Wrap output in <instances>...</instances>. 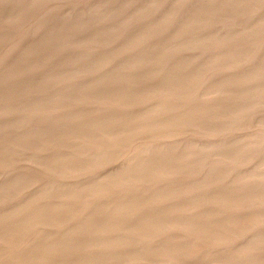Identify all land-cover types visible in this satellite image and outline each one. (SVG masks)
Returning <instances> with one entry per match:
<instances>
[{
    "label": "rangeland",
    "instance_id": "374dc122",
    "mask_svg": "<svg viewBox=\"0 0 264 264\" xmlns=\"http://www.w3.org/2000/svg\"><path fill=\"white\" fill-rule=\"evenodd\" d=\"M0 264H264V0H0Z\"/></svg>",
    "mask_w": 264,
    "mask_h": 264
}]
</instances>
